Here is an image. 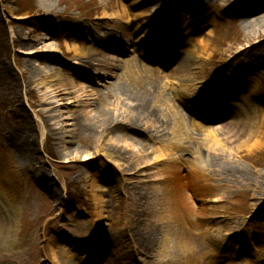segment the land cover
<instances>
[{
	"label": "rangeland",
	"instance_id": "rangeland-1",
	"mask_svg": "<svg viewBox=\"0 0 264 264\" xmlns=\"http://www.w3.org/2000/svg\"><path fill=\"white\" fill-rule=\"evenodd\" d=\"M49 1L52 4L50 10L40 6L39 0H0V196L8 203L12 201L17 211L15 215L17 244L13 249L1 246L0 256L7 254L12 264H52L49 250L52 243L59 244L61 249H65L69 248V238L76 240L81 237L93 224L94 212L99 205L93 197L92 185H96L95 190L103 195L105 201L107 199L112 201L113 194L114 196L117 194L120 198L126 194L124 188L116 191L117 181L114 179L112 161H107L106 157L97 153L94 154L99 147L112 150V147L107 145L108 137L93 135L80 129L72 133L65 131L64 124H68L65 119L76 110L84 112L85 109L74 108L75 106L67 99L64 89L56 84L57 76L64 78L69 76L75 81L74 83L81 84L86 89L89 96V110L101 106L103 102L113 113L119 111L117 99L108 97L104 91L106 86L114 82L117 77L124 78V62L127 59H134L140 67H142L140 64H144L146 71L141 80L143 83H154L153 75L161 70L157 63L143 60L142 54L140 57L127 45L124 46L126 51L110 54L111 41L106 44L107 47L102 42H98L100 36L105 33L110 38L104 25L100 29L99 27L95 29L97 42L95 41L94 45L99 48L98 50L103 49L106 62H110L112 58L118 59V66L111 69V76H108L104 62H101V66L82 64L78 57H74L72 50L68 51L67 46H71L76 39H79L78 44L86 42L83 35L87 32V26L97 23L104 14L111 15L115 12L120 14V5H125L130 19L134 14L141 13L144 21L148 22L147 26H154L157 30L166 29L165 32L180 31L182 25H187V31L191 32L194 25L204 18V25L209 32L205 30L196 38L208 44L207 54H211L209 61L204 65L207 82L213 85L218 83L228 85L233 81H239L247 84L249 89L254 85L256 93L263 97L257 108L259 116H264V61L253 63L252 66L249 62L255 59L250 58L249 55H240L242 49H247L248 54H264V26L257 29L245 28L239 17L242 4L237 0ZM245 2H253L255 8L259 6L258 9L264 7V0H245ZM168 6L179 17L177 20L172 17L167 18L158 27L160 17H156L155 12L159 8L161 15L166 16L170 12ZM134 25L135 20H131L128 24L123 22L121 29L115 32V38L122 39L126 32L123 28L128 27L133 31ZM47 28L50 32L46 31ZM196 38L190 39L187 43L191 47L193 44L197 47ZM118 46V43L113 44L114 48ZM143 48L144 46H140L138 51L141 52ZM104 57L102 56L101 59L104 60ZM170 70L165 69L163 72ZM33 71L36 75H32ZM100 73L104 76L100 77L98 75ZM167 80L165 78L158 83L163 92L159 107H162L163 114H166L169 120L171 117L167 114L165 104L171 101L179 110V114L185 117L186 122L195 118V121L202 125L216 126L201 120L200 112L193 113L190 103L181 105L182 102H176L171 89L186 99L187 92L174 79L170 82ZM187 91L190 93L192 90ZM44 99L50 103L48 107L51 108L49 121L54 128L52 132L43 127L42 117L36 114L38 109L44 108L37 106L38 102ZM24 123L29 127L36 152L23 162L17 158L16 147L14 149L13 146L21 139V133L16 134V131L22 130ZM187 127L189 133L177 140L172 138L170 128H151L143 134L142 142L145 147L142 145L141 149L147 154L146 158L150 165L146 171L145 178L148 180L146 187L153 188L155 194L161 193L160 174L163 166L160 162L152 160V152L156 151L159 145L177 141L181 145L188 146L187 152L177 149L168 151L170 157H181L185 161H193V158L192 160L190 158L197 155L191 154L198 146L200 159L213 157V149H208L203 144L205 140L202 139L205 136L189 123ZM41 129L43 135L40 133ZM68 139L74 142L71 147L66 145ZM207 145L212 147L211 143ZM74 147L88 150L92 155L89 164L84 165L87 160L81 156V153L71 151ZM125 152L126 158L117 157V160H114L115 165L121 170L119 178L126 180V185L136 184L138 188L142 186V181L130 165V151ZM241 155L243 157L235 158L233 164H240L239 166L247 169L250 184L247 186V191L241 193L240 204H254L255 190H260L255 181L260 177L259 179L264 182V146L250 153L242 151ZM182 164L187 168V162H181ZM43 173L53 189L45 183ZM213 178L217 179L216 175ZM262 186L264 188V183ZM151 188L150 191L153 190ZM53 190H57L59 199L54 197ZM112 202L107 205L108 210H113L112 206L115 205ZM202 203L203 201L200 203L197 201L195 204L198 206ZM225 205L230 206L228 203ZM263 206L260 203L257 210L254 212L251 210L250 213L245 211L243 215H239L242 212L240 206H237V214L231 213L223 216L216 223H210L208 226L213 229L216 227L222 229L225 224L233 228L228 235L221 230L212 231L210 235L211 238H217L219 245L221 242L225 244L226 248L237 246L239 252L236 251L237 254L232 256L218 251V255L223 258L213 261L210 257H206L198 264L209 262L210 264H264V214H261ZM206 225L204 224L203 227ZM7 227L5 222H0L4 234L7 232ZM208 235L204 238L205 251L212 247ZM121 238L126 239L125 244L129 240L126 233ZM197 244L199 245V242ZM78 257L81 259L82 253ZM139 257L142 261L138 264H146L148 256ZM60 258L62 259L61 256ZM103 261L93 264H103Z\"/></svg>",
	"mask_w": 264,
	"mask_h": 264
},
{
	"label": "bare ground",
	"instance_id": "bare-ground-1",
	"mask_svg": "<svg viewBox=\"0 0 264 264\" xmlns=\"http://www.w3.org/2000/svg\"><path fill=\"white\" fill-rule=\"evenodd\" d=\"M237 1L242 4V8H240L242 12L239 17L245 28L257 29L264 26V7L258 9L259 6L255 8L253 2ZM39 4L48 10L52 8L49 0H39ZM120 10V14L117 12L111 15L104 14L97 23L88 25L87 32L83 35L86 42L78 44L79 39H76L71 46H67L68 51L72 50L74 57H78L82 64L101 66V62H104V67L108 70L107 74L111 76V69L118 66V59L112 58L110 62H106L103 49L98 50L99 48L93 45L95 41L97 42L95 29L98 27L100 29L104 25L110 38L105 33L100 36L98 42H102L104 46L109 41H112V44H123V47L114 49L113 53L126 51L124 45L135 48L134 51H136L137 44L141 43L148 50L155 51L156 48L157 62L162 67L165 65L164 61H174V69L165 73L157 70L158 72L153 75L154 83H143L141 78L146 71L144 64H140L142 65L140 67L134 59H127L124 62V78L120 76L118 79L117 77L114 82L106 86L104 91L108 97L117 99L119 111L116 110L113 113L103 102H101V106L89 110V96L86 89L81 84L74 83L75 81L69 76L65 78L63 76L56 77V84L64 89V93L68 96L67 99L75 106L74 108L84 107L83 109H85L84 112L76 110L65 119L68 121V124H64L65 131L72 133L80 129L93 135L108 137L107 145H110L112 150L99 147L94 154L97 153L106 157L107 161H112L115 172L114 179L117 181L116 191H119V188H124L128 195L125 194L120 198L117 194L115 196L113 194V202L109 199L105 201L103 195L98 194L95 190L96 185H92L93 197L99 204L94 212L93 224L78 239L69 238V248L61 249L59 244L52 243L49 246L52 264L96 263L101 259L98 257V249L107 242L114 246L112 245L113 248L107 255L104 264H135L136 256L131 253V250L127 251L124 244L126 241L121 238L124 237L125 233L130 241L135 243L137 254L149 255L146 260L147 264H198L206 257H210L213 261L217 258L221 259L223 256L218 255L217 238H211L209 234L208 236L211 238L209 241L212 242L213 246L207 251L203 248L205 247L203 245L206 237L205 231H210L209 228H211L208 225L212 222L216 223L223 216H228L231 213L237 214V206H240L242 212L239 215H243L245 211L251 212L253 210L254 212L257 210L260 203L264 205V188L262 186L264 182L259 179L260 177L255 181L260 190L256 189L255 195L257 196H253L257 205L255 203L240 204V195L243 191H247L250 181L247 178V169L239 166L240 164H233L235 158L243 157L242 151L250 153L264 146V116H259L257 108L263 97L256 93L254 85L249 89L244 82L235 81L228 85L218 83L214 86L211 82H207L204 65L209 61L211 54H207L208 44L202 39L197 40L196 38L205 30L209 32L204 25V18L194 25L191 32L187 31V25H182L180 31L161 34L160 32L156 33L154 26H147L148 22L144 21L141 13L134 14V19H130L125 5H120ZM161 14L160 9L157 8L155 16L162 20L165 14H163L164 17ZM131 20H135L133 31H130L128 27L123 28L126 32L122 40L115 38V32L121 29V24L123 22L128 24ZM46 31L50 32V29L47 28ZM195 38L198 48L195 47V44L191 47L187 43L188 40ZM240 55H249L250 58L255 59H250L249 63L252 66L253 63L257 64L264 61V54H248L247 49H242ZM102 56L104 60L101 59ZM72 64L75 63L72 62ZM32 75H36V72L33 71ZM98 75L104 76L102 73ZM165 78L168 79L167 82L174 79L180 87L186 90L187 99H190V102L186 98L184 100L181 94L176 93V98L182 104L190 103L194 108L207 101L219 106L226 103L233 118L227 122L224 116L201 117V120L206 119V121L215 122L216 126L214 127L202 125L194 119L186 122L185 117L179 114V110L170 101L169 104H165L167 114L171 117L169 120L167 115L163 114L162 107H159L163 92L158 83ZM173 90L171 89V91ZM187 90L192 91L189 93ZM49 104L45 99L40 100L37 106L44 108L38 109L36 114L42 117L43 127L52 132L54 128L49 121V112H51V108L48 107ZM211 108L208 107V109ZM188 123L205 136L202 139V141L205 140V143H202L208 149H213V157L200 159L198 146L192 153L197 155L195 161H192L185 168L181 162L186 163L187 161L181 157H170L168 151L177 149L187 152L189 151L188 146L181 145L177 141L159 145L157 150L152 152V160L160 162L163 166L160 174L162 179L161 193L160 195L155 194L153 188L150 187L153 189L151 192L150 188L146 187L148 183L147 178H145L146 171L150 165L148 158H146L147 154L141 149L142 141H144L143 134L151 128H170L172 138L177 140L187 135V132L189 133ZM28 128V125L24 123L22 130L16 131V134L21 133V139L19 143H15L13 146L14 149L16 147L17 158L23 162L36 152V146ZM40 133L43 135L42 129ZM68 140L66 143L68 147L74 145L73 140ZM209 143L212 147L207 145ZM220 145L221 147H219ZM224 146L226 147L224 148ZM71 151L81 153V156L86 158L87 161L84 162V165L90 163L89 160L92 155L87 149L74 147ZM125 151H130V165L142 181V186L138 188H136V184L134 186L126 185V180L121 177L123 179L121 182L119 178L121 170L115 165L114 160H117V157L126 158ZM42 175L44 176V173ZM215 175L217 179L213 178ZM43 179L53 189L47 177L44 176ZM256 187L258 188V186ZM53 191L55 192L54 197L59 199L57 190ZM0 198V222H5L8 226L5 234L0 228V247L5 246L13 249L17 244L16 207L12 201L8 203L1 196ZM197 201L199 203L203 201V203L197 206L195 204ZM111 202L115 206H112L113 210H108L107 205ZM226 203L230 206L225 205ZM120 208L121 211H119ZM261 213L264 214V206ZM5 216L6 218H4ZM202 223L203 225L207 223V225L203 227ZM202 229L205 230L204 233ZM232 229L225 224L222 229L216 227L212 228V231L221 230L222 233H226ZM230 251L231 249L227 248L224 249L223 253L233 254L234 247L232 252L228 253ZM80 253H82L83 261L78 257ZM6 263L12 264L7 254L1 255L0 264Z\"/></svg>",
	"mask_w": 264,
	"mask_h": 264
}]
</instances>
